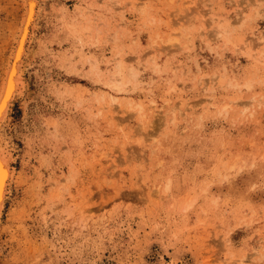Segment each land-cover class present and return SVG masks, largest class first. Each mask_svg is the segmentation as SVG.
Wrapping results in <instances>:
<instances>
[{
	"label": "rangeland",
	"instance_id": "1",
	"mask_svg": "<svg viewBox=\"0 0 264 264\" xmlns=\"http://www.w3.org/2000/svg\"><path fill=\"white\" fill-rule=\"evenodd\" d=\"M23 13L0 0V90ZM36 22L0 264H264V0H41Z\"/></svg>",
	"mask_w": 264,
	"mask_h": 264
},
{
	"label": "bare ground",
	"instance_id": "2",
	"mask_svg": "<svg viewBox=\"0 0 264 264\" xmlns=\"http://www.w3.org/2000/svg\"><path fill=\"white\" fill-rule=\"evenodd\" d=\"M24 13L8 58L0 90V128L9 115V109L17 96H22L26 88L25 67L28 51L33 43L37 28V17L41 0H22ZM114 79V78H113ZM116 81H114L115 83ZM117 88H119L116 85ZM0 136V227L3 209L11 194L15 178L13 155L7 143Z\"/></svg>",
	"mask_w": 264,
	"mask_h": 264
}]
</instances>
